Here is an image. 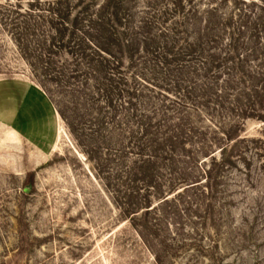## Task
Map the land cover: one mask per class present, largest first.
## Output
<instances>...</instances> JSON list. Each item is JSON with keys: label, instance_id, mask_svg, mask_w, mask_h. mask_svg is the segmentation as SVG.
<instances>
[{"label": "rangeland", "instance_id": "obj_1", "mask_svg": "<svg viewBox=\"0 0 264 264\" xmlns=\"http://www.w3.org/2000/svg\"><path fill=\"white\" fill-rule=\"evenodd\" d=\"M263 67L264 0H0V264H264Z\"/></svg>", "mask_w": 264, "mask_h": 264}, {"label": "trees", "instance_id": "obj_2", "mask_svg": "<svg viewBox=\"0 0 264 264\" xmlns=\"http://www.w3.org/2000/svg\"><path fill=\"white\" fill-rule=\"evenodd\" d=\"M109 32H104V34H107ZM185 69H181V72H184ZM228 79L227 80H223V86H224V94H226L227 92L225 91H229V90H234L235 93H238L240 90H242L243 92H241V97L245 96V93H248V96L251 97V92L253 93H259L258 91V86L257 83H259L260 80H262L264 82V67L260 70V72L258 71H254L252 70L251 73L249 74H243L242 77L239 80V83L235 82V79H231L229 77L228 74ZM261 83V81H260ZM241 84L242 86H244V89L241 88H235L232 85H239ZM237 87V86H236ZM224 98V97H223ZM249 102V100H248ZM247 104H244L243 108H241V106L239 105V107L241 108V113L246 115V117H252V118H258V119H263L264 120V114H260V108H253L254 112L252 114H248L247 112ZM250 107H252L253 104H251V102H249ZM238 108V107H236ZM257 110H259V112H257ZM177 118V117H176ZM177 123L180 125V131L183 132L184 130V126H185V122L186 120H184V116H181L180 118H178ZM229 126L232 128V126H238L235 122L231 121L229 122ZM229 127V128H230ZM239 128V126H238ZM192 129H190L189 131H191ZM197 133H200L205 130V129H199L197 128ZM196 133V132H195ZM222 133V134H221ZM219 130H213V132L210 133V135H206L204 138H201L200 143L204 144V147L202 149H196L193 145V143H195V139L196 137H192L190 135L186 136V137H179L178 140L184 147V153L182 154V157H179V159H181L182 161H184V159H188L191 160L192 159V163L194 164L193 167H189L187 169H184V171L186 172L185 175L187 177V180H189L190 182H197L198 180L205 178L206 180H209L210 182L213 180H216V178L218 177V172L222 171L223 168L227 167L233 159V151H234V145H233V149L232 151L231 149V142L233 141L234 138H236L238 136V132L235 135H231L226 131L221 132ZM240 133V131H239ZM207 134V132L205 133ZM186 135V134H185ZM175 139V138H174ZM216 140H217V144H216ZM193 143H192V142ZM189 143V144H188ZM188 144V145H187ZM197 144V143H196ZM216 148L221 149V155L220 158L217 159L214 155V150ZM202 156H209L211 157V162L210 165H203L204 163H206L205 161L201 162V157ZM196 163V164H195ZM206 166V167H204ZM190 170V171H188Z\"/></svg>", "mask_w": 264, "mask_h": 264}]
</instances>
